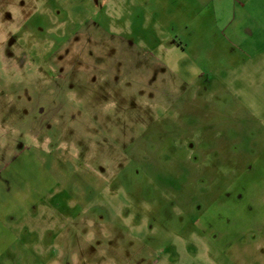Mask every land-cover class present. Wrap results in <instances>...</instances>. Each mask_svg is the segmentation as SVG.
<instances>
[{
    "label": "rangeland",
    "instance_id": "rangeland-1",
    "mask_svg": "<svg viewBox=\"0 0 264 264\" xmlns=\"http://www.w3.org/2000/svg\"><path fill=\"white\" fill-rule=\"evenodd\" d=\"M0 264H264V0H0Z\"/></svg>",
    "mask_w": 264,
    "mask_h": 264
}]
</instances>
